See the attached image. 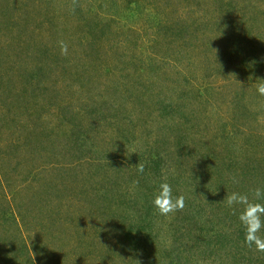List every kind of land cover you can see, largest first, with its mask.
<instances>
[{
	"label": "rangeland",
	"instance_id": "1",
	"mask_svg": "<svg viewBox=\"0 0 264 264\" xmlns=\"http://www.w3.org/2000/svg\"><path fill=\"white\" fill-rule=\"evenodd\" d=\"M263 58L264 0H0V264H264Z\"/></svg>",
	"mask_w": 264,
	"mask_h": 264
},
{
	"label": "clouds",
	"instance_id": "2",
	"mask_svg": "<svg viewBox=\"0 0 264 264\" xmlns=\"http://www.w3.org/2000/svg\"><path fill=\"white\" fill-rule=\"evenodd\" d=\"M67 45L61 43V52L67 53ZM257 85V93L264 96V79ZM138 173H144V166L136 164ZM233 183H237L233 178ZM253 199L249 195L239 191H233L226 195L225 202L230 208L238 212V221L244 228V243L249 247H255L257 251L264 252V187H256L252 192ZM153 208L161 216H169L184 208L185 197L175 195L172 185L165 179L159 182L153 192L151 200Z\"/></svg>",
	"mask_w": 264,
	"mask_h": 264
},
{
	"label": "trees",
	"instance_id": "3",
	"mask_svg": "<svg viewBox=\"0 0 264 264\" xmlns=\"http://www.w3.org/2000/svg\"><path fill=\"white\" fill-rule=\"evenodd\" d=\"M257 37H259V36H257ZM259 38H261V37H259ZM261 62L264 63V58L262 59ZM260 70H262V68H260ZM260 70H259V71H260Z\"/></svg>",
	"mask_w": 264,
	"mask_h": 264
}]
</instances>
